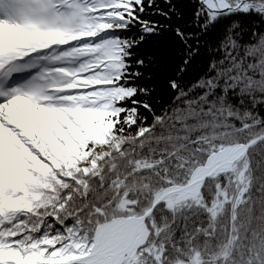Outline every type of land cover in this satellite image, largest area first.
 <instances>
[{"label": "snow or ice", "instance_id": "6c2138e0", "mask_svg": "<svg viewBox=\"0 0 264 264\" xmlns=\"http://www.w3.org/2000/svg\"><path fill=\"white\" fill-rule=\"evenodd\" d=\"M0 264H264V0H0Z\"/></svg>", "mask_w": 264, "mask_h": 264}]
</instances>
